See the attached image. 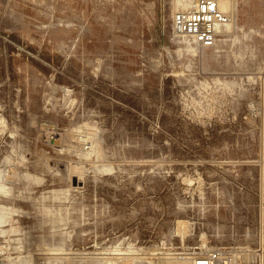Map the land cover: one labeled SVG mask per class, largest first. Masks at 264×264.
<instances>
[{
    "label": "rangeland",
    "instance_id": "1",
    "mask_svg": "<svg viewBox=\"0 0 264 264\" xmlns=\"http://www.w3.org/2000/svg\"><path fill=\"white\" fill-rule=\"evenodd\" d=\"M200 48L175 0H0V264H264V0Z\"/></svg>",
    "mask_w": 264,
    "mask_h": 264
},
{
    "label": "built area",
    "instance_id": "2",
    "mask_svg": "<svg viewBox=\"0 0 264 264\" xmlns=\"http://www.w3.org/2000/svg\"><path fill=\"white\" fill-rule=\"evenodd\" d=\"M186 6H179L172 12L174 34L186 37L200 48L211 47L217 34L225 30L228 14L219 7L220 0H183ZM224 250H213L203 257L192 260L191 264H231Z\"/></svg>",
    "mask_w": 264,
    "mask_h": 264
},
{
    "label": "bare ground",
    "instance_id": "3",
    "mask_svg": "<svg viewBox=\"0 0 264 264\" xmlns=\"http://www.w3.org/2000/svg\"><path fill=\"white\" fill-rule=\"evenodd\" d=\"M219 7L220 9L225 12L226 14H228V16L230 17V13L233 9V3L231 0H220L219 1ZM179 6H186V3L183 1V0H175V10H177V7ZM232 27V22L229 21L228 24L226 25L225 29L226 28H229L231 29ZM75 264H82L81 260L78 258L75 260ZM165 264H190V261H187L185 259H182V260H178V259H175V260H167L165 261Z\"/></svg>",
    "mask_w": 264,
    "mask_h": 264
}]
</instances>
